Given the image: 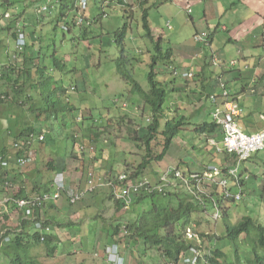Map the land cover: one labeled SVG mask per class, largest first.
Instances as JSON below:
<instances>
[{"label":"rangeland","instance_id":"rangeland-1","mask_svg":"<svg viewBox=\"0 0 264 264\" xmlns=\"http://www.w3.org/2000/svg\"><path fill=\"white\" fill-rule=\"evenodd\" d=\"M11 1L14 2L13 7L10 4L8 7L12 8L6 11V8L1 6L3 0H0V16L9 13L11 15L9 24H11L15 20L23 21L20 13L25 14L26 20L23 21V23L25 22V34L28 37L32 36V39L27 37L28 50L31 51L27 56L33 57L35 55V58H38L35 63L43 72V75L40 76L32 74L34 82L39 81L38 83L40 84L39 88H36L37 94H32V97L34 99H37L38 95L48 97L50 98V103L54 102L64 109L56 113L57 121H55V118H51V122H42V124L47 126L46 129L51 132L46 137V143L43 145V148L34 145L35 153H32V159L34 160L32 168L34 170L29 165L27 168L18 169V171L14 172L17 173L19 180L23 181V184L28 187L32 186L33 181L40 183V180L43 179L41 182H46L50 179L49 177L52 176V173L49 175L44 174L42 171L43 165L48 161L54 160L57 169H59L58 166H62L69 173L73 171V176H70L71 180L67 183V189L72 190L70 194L77 193L81 188L83 189L85 185L79 188L75 187V178L80 177L81 173L83 183L87 181L88 172L90 170L93 171L90 166L95 156L79 150V152L83 153H77L76 155L86 157L88 160V163L86 162L83 168H80V164L78 165V160H76L79 157L73 160L69 157V149L73 144L72 136L78 145L80 144L85 147L86 141H91L90 139L93 136L101 139V142L107 141L104 148L109 150V156L102 161L103 167H106L105 169H110L112 172L113 170L114 172H122L125 169L126 163L129 164H127L128 167L137 168L143 162L146 155L145 145L142 142L140 143L141 139L138 138V135H142V130L140 132L138 130L146 129L150 124V122H146L150 115L148 111L142 112V103L137 100L136 96L130 95L126 83L116 74V60L121 55L113 41V37L114 33L120 30L127 21L121 6L115 0H87L88 6L85 12V19L88 22H92L91 26L85 27V24L81 28H76L75 26L68 33L63 30V27L66 23L71 24L76 15V0H63L50 14L47 13L41 16H38L36 11L42 8L47 3V0H36V2H31L34 0ZM104 1H106L107 5L104 4V9L102 10L100 4L104 3ZM126 1L131 4L135 0ZM147 9L148 21L152 34L155 36V41L161 37L159 33H163L164 40L161 43V50L166 51L167 49L173 50L176 48L177 52H182L184 51V47L196 49L192 39L194 27L189 21L186 12L176 10L171 2L164 0H149ZM103 11L106 14L105 17L102 15ZM61 14L64 16L68 14L65 21L61 19ZM140 15L141 11L135 9L133 19L131 20V29L125 40V57L129 60L126 71L146 90L148 64L154 54V45L148 39L142 37ZM168 22L172 26V31L170 32L166 28ZM33 36L38 40L34 41ZM169 42H171V45ZM11 46L14 47V42H12ZM218 49H221V47L215 44L214 51ZM0 53V56H4L3 51ZM17 65H20V63H17ZM163 69L165 68L160 62L157 65V80L167 82L163 86L168 91L164 105V111L168 116V120L178 122L185 116L187 118L185 122L195 123L194 117L188 118V114L194 110L188 109V104L194 101L195 94L207 96L209 94L207 87H204V90H202L200 86H197V89H195L196 81H193L190 84V89L195 94H190L187 91L185 81L180 78H174L168 72L165 74L161 73ZM212 72L211 70H207L208 76H211ZM33 73L35 74V72ZM172 80L173 83L170 84L169 82ZM71 87H77V92L66 93L69 92ZM9 91L8 85L0 81V94L8 95ZM192 97L193 99H191ZM17 98L23 99V96H17ZM129 98L135 100V104L133 102L130 103ZM202 103L205 105V108L209 109L210 104L206 99ZM29 105H25V109L23 110L19 104H15L9 99L7 102H4V108H1L4 114L0 117L11 116L14 118L20 116L19 118L21 119L23 114L27 115L30 113L27 111ZM126 105L127 108H125ZM68 106H74V111L67 112ZM44 108H46V105ZM77 110H80L85 115L90 113L94 122L86 118L82 120L81 125L75 123V125L73 124L70 127V123L78 115ZM187 110L190 111L188 112ZM263 110L264 108L257 113L249 110L247 117L257 122ZM32 116L33 114L31 113V116L22 118L21 124H32L34 118ZM8 119L7 121L2 119L3 125L0 122V150L5 144L9 145L13 141V136L6 131L5 123L8 122ZM203 120L207 124L211 123L209 116L203 118ZM64 121L67 128L63 127ZM164 124L165 121L162 120L159 131L164 130ZM196 137L197 135L194 132L178 131L164 158L159 162H151L146 172L176 166H179L183 172H187L188 165L182 163L183 161L193 164L196 160L201 159L199 153L192 151L194 144L198 141ZM121 139L126 142L125 154L119 150L118 146L112 149V146L118 144ZM135 139L139 142V146H136ZM164 139L163 136L157 135L156 139L150 144V153L152 155L161 152ZM130 140L133 143H128ZM12 150L11 148L10 151ZM89 156L92 159H89ZM66 163H69L73 168L70 169ZM65 196L66 192L64 193ZM2 197H4V194H0V206ZM253 201L256 205L255 213H259L261 209H264V200L260 193L256 192V198ZM244 202L245 200L237 203L238 210L244 211L246 204ZM141 208L145 212L149 206L146 204L145 207L142 206ZM65 209L66 214L62 215L58 213L53 216L57 223L63 224L57 225L53 229L56 235H60L61 243L62 239H64L63 244L59 247V251L54 256L49 257L46 256L44 246L36 248L33 245L34 247L32 246L33 248L29 252L32 264H106L101 255L95 257L98 252L100 253L104 250L103 240L106 237L105 231L112 228V226H125L129 219L138 218L143 213L141 210L137 212L138 207L133 209L132 206L128 211L118 209V206L111 199L108 192L85 197L75 206H69ZM223 210L226 212L224 204ZM207 212L208 214L213 213L211 205H208ZM240 215L251 217V219L258 218L249 212L245 213V211L244 213H240ZM8 217L10 219L8 226L14 231L19 226L20 214L17 210L11 209ZM92 218L96 219V222L93 221V224L96 225L94 228L90 225ZM240 218L233 217L231 221L234 223ZM193 221L199 224L198 226L201 231L215 232L221 237V240L217 239L215 241V238L210 240L211 236H208L207 244L212 250H219L224 253V258L220 260L221 264H256L254 262V254L256 253L260 256L264 254L263 250L258 248L251 240H239L235 242L230 238H224L227 234L222 227V220H219L217 224H213L204 215H197V217L193 218ZM4 222L5 220L2 218L0 212V233L2 232L1 227L4 225ZM68 224H76L77 226H67ZM63 228L65 232H61ZM29 233H32V231H29ZM252 235L253 233L251 232ZM122 244L124 246L122 254L127 264H139V262H141L140 264H153L159 261V257L155 252H151L146 256L143 253L144 248L141 245L135 246V244L128 243V246L125 247L126 245ZM146 257L148 258L145 261L144 258ZM8 262V260L2 261L0 259V264H8ZM24 264L30 263L26 261ZM261 264H264V262Z\"/></svg>","mask_w":264,"mask_h":264},{"label":"trees","instance_id":"trees-1","mask_svg":"<svg viewBox=\"0 0 264 264\" xmlns=\"http://www.w3.org/2000/svg\"><path fill=\"white\" fill-rule=\"evenodd\" d=\"M115 1L121 6L125 18L127 19L122 28L114 33L113 37V41L116 44L121 55V57L116 60V74L123 82L126 83L127 87L129 88V93L132 96H136L138 98L137 100L142 103L144 107L143 113L148 111L149 115L152 118V122L150 121V124L146 127V135L143 137V143L145 145L147 155L145 156L143 163L136 169L137 172L134 173V176L137 177V173L142 174V169H145L146 166L151 163V161L158 162L164 158V156L170 149L177 130L182 126V124L180 125V122H177L176 124L166 122L164 130L161 132V135L165 138L162 151L160 154L152 158V154L150 153V144L159 134L160 122L164 119V105L168 96V91H166L163 86L167 82H160L157 80V65L160 62L166 68L174 65V62L172 61L173 50H161V43H163L164 40L161 37H159L157 41L154 40L151 33V26L148 21V9L146 8L148 0H139V9L141 11L140 25L143 32L142 37L148 39L154 45V54L152 55L150 63L148 64V89L144 90L139 85V83L134 80L132 75L126 71V66L129 60L125 57V40L131 29V6L126 5L122 0ZM5 2H7V5H10L7 0H5ZM66 25L69 26V30H71L75 26L74 23H72V25ZM13 37H15L14 34ZM29 52L30 50H28L27 46V49L24 53L25 55H23V60L20 65L16 64L14 66H10V68H7L5 66L0 68V73L3 71L7 72L4 80L8 81L9 84L12 85V93L15 99L17 98L18 94L17 88H20L22 93L26 88H30L32 86L27 83V80L30 78L31 72L33 70L36 69V74L42 73V71L36 65L34 67V65L32 64L33 67L30 68L28 62L31 64L32 61L36 58L33 59L34 56L30 59L24 57L26 56V53L28 54ZM167 72L168 70L166 69H163L161 71V73L163 74ZM170 75L172 76V74ZM169 83L172 84L173 80ZM14 97L13 103L15 102ZM45 100L46 103H44V106L46 105V108L44 109H40L33 104L31 106L30 104L31 107L29 110L33 111V109H35V115L33 114L34 118L32 124L22 125L18 117H0V122L2 121V119L4 121H7V119L9 118L8 122L5 123L6 131L13 136V141H18L23 137H28L29 135L35 136V134H40V132L45 129V124H42V122L47 123V120H49L52 114H56L58 112H61V110H64L56 103H50V98H47ZM134 101L135 100L130 99V102H133L135 104ZM24 102L31 103L34 102V100H32L31 96L27 97L26 95L24 98ZM1 104L2 103H0V105ZM66 110L70 113L74 111V108L72 106H68ZM0 111V114H3L1 107ZM81 117L83 120L87 118V115L81 113ZM73 121L70 123V127H72L73 124L75 125L76 121ZM76 124L81 125V123ZM1 125H3L2 122ZM63 127L67 128V126L65 125V121ZM215 128V124H205L200 126L197 129V132L199 134H204L208 131H214ZM90 140L91 141L88 140L90 143L95 142V144H100L98 143L100 141L98 137L93 136V138ZM13 141H11L9 145L5 144L4 147H2V149L0 150V158L2 157L9 163V166H7L6 168H0V194H6L10 199V201L4 206H0L2 218L5 220V222L3 223L4 225L1 227L2 232L0 233V259H2V261L8 260V264H24L26 261L27 263L29 262L30 264H32L29 252L30 249H32L34 246H36V248L39 246H44V248L46 249V256L52 257L57 251H59V247L61 244H63L64 241V239H62L61 243V239L59 237L60 235L51 233L49 236L45 237L44 242H41L37 233H29V231L34 228L33 222L38 221L36 220L37 218L41 221H44V224L46 226H50L52 229H54L57 225L60 226V224L62 223L58 222V224L53 216L60 213V211L65 213V208L69 206L73 207V205L70 203L67 195L64 197V193L60 194L59 198L56 200H53L52 198L55 194L52 180L54 173L57 171V165L54 163V160L48 161L43 165L42 171L44 174L49 175L52 173V176H48L50 179H48L46 182H41L43 179L40 180V183H35V181H33L32 186L28 187L23 184V181L19 180V178L17 177V173H14L18 171V168L13 164L16 157L24 153L27 158L31 153L34 152V145H38L39 148H43V145L46 143V141L41 143L36 141L35 138H27V143L23 145L22 150L10 151ZM72 142L73 144L71 146L73 147V145L75 144V139L73 136ZM69 156L73 159L79 157L73 150L72 152L70 151ZM76 160L79 161V164L82 167L86 163L84 157L82 156H80ZM92 162L98 163L96 161V157ZM33 164V162L28 164L31 166L32 170H34V168H32ZM58 168L60 167L58 166ZM45 195L50 196V198L35 206L29 205L28 207H26L33 212L32 218H34V221L33 219H31L30 221L27 219L23 220L25 210H21L20 212H18L20 214L19 226L14 231H12L8 226V223L10 222L8 215H10L11 209L16 210V205L13 201L21 199L31 201V199L35 198L37 199L36 202H39V200L42 199V197H44ZM62 201H65L63 205L65 207L63 208L64 211L59 209L58 207ZM115 203L118 206V209H122V204L118 200H115ZM136 204L139 206L148 204L149 208L137 220L129 219V221H127L126 235H123L120 232L119 225L112 226V228L105 231L106 237L103 241H105V243L109 242L110 244L119 243L120 245H123L122 243H124L126 245L125 247L128 246V243L135 244V246L141 245L144 248L143 253H145L146 256L151 252H155L158 255L159 261L153 264L178 263L182 254L189 251V248L191 247V244L184 240L182 236V228L186 224L194 222L193 218L202 213V211L198 207L197 202L191 195L186 194L184 191H178L176 193H169L166 196H142L136 201ZM50 211L53 212L52 215L48 214ZM93 221L96 222V219L92 218L90 222V225H92L94 228L96 227V225L93 224ZM67 226H74V224H68ZM61 232H63V230H61ZM225 232L227 235L224 236V238H230L235 242L239 241V237L241 235H246L248 237L251 232H255V245L258 248H261L264 252V228L257 225L251 218L245 217L241 219L238 224L226 229ZM200 236H202V234ZM6 238H9L8 242H5ZM218 239L220 240V238ZM224 256L225 255L222 251L215 250L212 253V257L208 258V263L221 264L220 260L223 259ZM254 256V262L256 264H259L263 259L264 254L263 256H260L259 254L255 253ZM147 258L148 257H146L144 260L146 261Z\"/></svg>","mask_w":264,"mask_h":264},{"label":"clouds","instance_id":"clouds-1","mask_svg":"<svg viewBox=\"0 0 264 264\" xmlns=\"http://www.w3.org/2000/svg\"><path fill=\"white\" fill-rule=\"evenodd\" d=\"M7 1L13 7L14 2L11 0H7ZM61 1L62 0H47V3L45 5H43L42 8H39L36 11L37 15L41 16V15H44L47 13L50 14L52 10H55V8L60 4ZM122 1L126 5L128 4L129 6H131L130 12L132 15V18H131V20H132L134 10L135 9L140 10L139 9L140 8L139 0H135L134 2H131V4H129L126 0H122ZM164 1L171 2V3L173 2V0H164ZM3 2L1 3V6L5 7L6 11L9 10L10 8H12V7L9 8L8 7L9 5L5 4V3H7V2H5V0H3ZM31 2H36V0L31 1ZM135 2H136V5H135ZM76 3H77V4H75L76 15L74 16L72 23H74L76 28H78V27L81 28L84 24H85V27L91 26L92 22H88L85 19L86 18L85 12H86V9L88 6L87 0H76ZM187 3L188 2H186L185 6H183V11L186 12L188 17H190L191 13H192V8H191V6L187 5ZM104 4L107 5L106 1H104V3H102V4H100L102 10L104 9ZM4 5H6V6H4ZM146 8H147V6H146ZM60 10H62V9H60ZM11 11H12V9H11ZM20 15L23 17V21H25L26 20L25 14L20 13ZM102 15H103V17L106 16L104 11H103ZM13 16H15V15L13 14ZM67 16H68V14H66L65 16L63 14L60 15V17L63 21H65V18ZM10 18H11V15L9 13H6V14H3L2 16H0V33L5 32L8 34V41L6 42L4 40V45H3L4 56L0 57V62H1L0 68L4 67V66L7 68L8 67L10 68V66H14L17 63L21 64V62L23 60V55H25L24 53H25L27 46H28L27 45V42H28L27 37L28 36H26V34H25V24H24L25 22L23 23V21L15 20L13 23L9 24ZM72 23L70 25H72ZM66 24L63 27V30L70 33L71 30L73 28H75V26L71 30H69V26ZM166 28H167V31L172 29V26L169 22L166 24ZM222 30H225V27H223ZM151 33H152V30H151ZM13 34L15 35V37H13ZM159 34H161V38L164 39L163 33H159ZM152 36H153V34H152ZM197 37H202V40H197ZM28 38L32 39V36H30ZM153 38L155 40V36H153ZM33 40L37 41L38 39H36L35 36H33ZM193 41H194L195 45L199 46L203 52L206 51L208 53V57H206V63L208 62L207 68L210 67L211 69H216V70L219 69L223 72H226V70L233 69L235 66H237V62L235 60H231V61L227 62V61L219 58L217 53H214L215 51L212 50L211 45H210L211 44V34L210 33L206 32V31L197 32L193 36ZM12 42H14V47L11 46ZM173 52H174V49H173ZM27 55L28 54L26 53V56H24V57H27L28 59L32 58L31 56L28 57ZM34 58H35V55H34L33 59ZM37 59L32 61L31 64L28 62V64L31 65V68L33 67V65L35 67V65H36L35 61ZM172 61L174 62V54L172 57ZM164 68L166 70H168V72L170 74H172V76L174 78H180L181 80L185 81L186 84L189 82L191 84L193 81H195L194 80V73L192 71H184L183 69H180L177 66L174 67V65H171L168 68H166V67H164ZM33 72H35V74ZM36 72H37L36 69L33 70L31 72L30 78L27 80V83L32 85L30 88H26L24 90V92H22V93H21V89L17 88V93H18L17 96H23V99H21V98L15 99V97L12 93V85L9 84L8 81L4 80L6 75H7V72L6 71L1 72L0 73V81L5 82L8 85V90H10L9 91L10 93L8 95L0 94V103H2L0 105V107L4 108V102H7L9 99L11 100V102H13V97H14V99H15L14 103L19 104V106L23 110L25 109V105H29V104H31V106L33 104L40 109H44V107H45L44 103H46L45 99H47L48 97H43V96H39V95H38L37 99H34V97H32V94H35V93L37 94V89L39 88L38 86L40 85L38 83L39 81L34 82V80L32 79V74L37 75V76L43 75V72L41 74H36ZM216 82H217L218 88L220 89V94L219 95H214V94L207 95L205 97V99L210 103V105L212 107V110L210 113V118H211L210 124H215L216 125L215 129H219L222 133V142L220 144L216 145L215 150L218 154H226L232 158V162H231L230 166H226V167H224L222 165L207 166L204 169L196 171V172H191V171L183 172L179 166H176V167H167V168H164L161 170H157V169L151 170L147 173L146 169H147L148 165L150 164L149 163L145 169H142V174L137 173L138 176L136 177V176H134V173L137 172L136 169L143 162L135 169L132 167H128L127 166L128 163H126L125 169L122 172H117V171L114 172V170L112 172L110 169H105L106 167L105 168L103 167L102 175H100V173L97 172V170H96L97 168H95L91 165L90 167L92 168L93 171L90 170L88 172L87 181L85 183H83V181H82L81 173H80V177H78V179H80V181L77 182L75 180L76 181L75 187L79 188V187H82L83 185H85L84 188L83 189L81 188V190L78 191L77 193H71V194H70V192L72 190L67 189V183H69V180H71V177L69 176L68 177L69 179L68 180L66 179V176L64 174V171H66V170L64 169V167L61 166L59 169H57V171L54 173V176H53L52 181H53L54 192L55 193L58 192L59 195L66 192V195L68 196V198L70 200V203H71V197L73 195L82 194V197L79 201H77L75 203H71L73 206L78 204L85 197L94 196L97 193L105 194L108 192L110 194L111 199H113L114 201L118 200L122 204L121 205L122 211H128V210H130V208L132 206L133 209L138 207L137 212L139 210H141L143 212V210L141 208L142 206H139L136 204V201L140 197H142V196H153V195H155V196H166L169 193H176L178 191H184L186 194L191 195L194 198V200L197 202L199 209L202 210V214H200V215H204L206 217V219L211 221V223L217 224L219 222V220H222V222H223L222 227L224 228L225 231H226V229L231 228V227L235 226L236 224H238L241 221V219H243V217H241L238 221H236L234 223L232 222L231 224L224 221V219H223V214H224L223 204L225 205V207L227 205H237V203H239L243 200V183L246 179L240 175V168H241L242 164L248 162L254 154H264V149L251 153L249 155V157L247 159H244V160H239L235 153L227 152L224 148V131H223V128L213 118V114L218 109L223 110L225 104L234 103L239 107V110H240V114H239V117L236 119V123H237V127H238L239 131L242 134H244L246 136L258 135L260 133H264V129H262L261 131H258L256 133L244 132L240 126L242 117L244 115V109L239 104L240 101H238V99L234 95L231 94V92L227 89L225 82L221 78H217ZM27 89H28V91H27ZM147 89H148V85H147ZM77 90H78L77 87H71L69 92H66V93H76ZM173 90L176 91L175 89H173ZM250 92L254 93L253 87L251 88ZM26 95H27V97L31 96V98H32V100H34V102L25 103L24 98ZM191 99H193V97ZM115 102H117V101H115ZM130 103H132V102H130ZM193 103H194V101L190 102L188 104V109H193L191 107V105ZM31 106L29 105L28 109H27V111L30 113L27 115L23 114L22 118H26L28 116H31V113L35 114L34 113L35 109H33V111L29 110ZM73 108L75 109L74 106H73ZM125 108H127V105ZM143 108L144 107L141 104L142 112H143ZM187 111L189 112L190 110H187ZM77 112H78V115L75 117V121H76V123H81L82 122L81 111L77 110ZM3 114H4V111H3ZM3 114H0V116ZM43 116H45V115H43ZM192 116H193V110H192V112H190V114H188V118L191 119V118H193ZM16 117H18V116H16ZM19 117H18V119L21 121L22 118L20 119ZM51 118H55V121H57V119H58L55 113L52 114V116L47 121L51 122L50 121ZM87 118L91 119L93 121L90 113H87ZM150 118H151V116L147 118L146 122H150V121L152 122V118L151 119ZM186 119L187 118L185 116H183L181 118V120L178 121V122H180V125L182 124V126L180 129L177 130V132L181 131V130H184L185 132H194L192 130L195 128V131L198 135H204L207 133L206 132L204 134H199L197 132V129L202 125L196 126L194 123L191 124V123L185 122V121H187ZM163 120L165 121V124H166V122L173 123V124L177 123V121H175V120H172V121L168 120V116L165 114V111H164V119ZM260 120L262 122V125H264V115L260 116ZM75 121H73V122H75ZM165 124H164V126H165ZM205 124H207V123H205ZM205 124H203V125H205ZM23 125H25V124H23ZM46 128H47V126H45V129H43L40 132V134H38V135L35 134V136L37 138L34 135H29L28 137H23L22 139H20L18 141H14L11 148L13 149V151L22 150L23 145L27 143V138L28 139L35 138L36 141L41 142V143L45 142L46 137L51 132V131H48ZM215 129H214V131H215ZM140 130H142V135L141 136L138 135V138L141 139L140 143L141 142L143 143L144 142L143 137L146 135L147 130L145 128H143V129H139L138 132H140ZM161 132L162 131L160 130L158 135H161ZM177 132H176V134H177ZM208 133H209V131H208ZM138 134H140V133H138ZM176 134H175V136H176ZM41 137H42V140H40ZM120 141H123L125 143V146H126V142L123 139H121ZM135 141H136L135 142L136 146H139V144H138L139 142L137 141V139H135ZM86 143L87 144L85 147V146L80 145V144L78 145V143H76V141H75V144L73 145V147L71 146L69 149V155H70V151L72 152V150H73L76 154L77 153L82 154L83 152H88V153H90V155L95 156V154L97 152V145L95 144V142L90 143L87 140ZM128 143H133V142L130 140V141H128ZM105 144H107V141H104L103 144L100 143V145H102L103 147ZM15 145H18V147H15ZM115 145L112 146V149H113V147H117L118 144H115ZM79 150H81L83 152H79ZM145 150H146V148H145ZM103 152H104V149H103ZM123 153L125 154L126 151H124ZM160 153H158V154H160ZM104 154H105V152H104ZM158 154L152 155V158H154ZM31 155L33 157L32 153H31ZM146 155H147V151H146ZM22 157H26L24 153H22L21 155L16 157L14 163L12 162L14 164V166L17 167L18 169H23V168H26L29 166V165H27L23 168L18 167L17 160L19 158H22ZM102 158H104V157H102ZM102 161H101V164H103ZM143 161H144V159H143ZM4 162L6 163V166H3ZM32 162H34L33 159H32ZM151 162H156V161H151ZM7 166H9V163L1 157L0 158V168H6ZM80 168H83V167L81 166ZM128 170H131V171H128ZM214 170H216L218 172V176L216 177L215 182L209 181L206 178H204L205 174L213 173ZM176 173L180 174V178L176 177ZM155 174H156V178L149 177V176H152ZM120 176H125V178H126L125 181H123V182L119 181L118 178ZM162 179H167V180L165 182ZM199 180H201L200 183H198ZM142 181H147L152 191H146L145 189H141L139 191L140 192L139 195H137V196L133 195L131 202L128 204H125L123 202V200L117 198V195L121 194L126 183H130V182L139 183ZM219 181H224L226 183L225 186L223 187V186L219 185V183H218ZM56 183H59L61 185V187L58 188ZM81 183H82V185H81ZM260 184L262 186H264V179H261ZM90 188H92L91 191H89ZM208 190H211L212 194H209L207 192ZM233 190H236V192H234ZM5 198H8V195L4 194V197H2L1 206L5 205V204H3V200ZM145 205H144V207H145ZM208 205H211V207H212V210H213L212 214H208V212H207ZM16 210H17V212L21 211L17 208H16ZM22 210H25V213L23 215V220L27 219L30 221L31 219H33V221H34V218H32L33 212L31 213V215H27L26 209H22ZM147 210H148V208H147ZM147 210H145V212ZM143 213H141V215ZM141 215H139L138 218H140ZM138 218H135L133 220H137ZM248 218H250V217H248ZM36 220H38V221L33 222L34 228L31 230L32 233H30V234L37 233V235H39L40 241L44 242L45 237L49 236L51 233H54V230L50 226H46L44 224V221H41L37 218H36ZM126 225H127V223L125 224V226H122V227L119 226L120 232L123 235L127 234ZM198 225L199 224L197 222H191L189 224H186L182 228V236H183L184 240H186L187 242H189L191 244V247L189 248V251L182 254L178 263H175V264H183L184 259L189 258L191 256V250L192 249H198L203 255L202 259H200L199 262H197L196 264H209L208 258L212 257V253L215 250L214 249L212 250L209 247V245H207L208 244V236H211L210 240L215 238V241L218 238H220V240H221V237L218 236L215 232H211V231L210 232L209 231L203 232V231H201ZM228 225H232V226L230 227ZM257 225H259V224H257ZM74 226H77V225L75 224ZM259 226H261V225H259ZM62 230L65 232L64 228ZM189 234H191L193 237L189 238ZM201 234H202V236L203 235L204 236L203 237L200 236ZM250 236H251V234L248 237L246 235H241L240 236L241 239L239 237V240H243V241L251 240ZM255 240H251V241H253L255 243ZM8 241H9V238H6L5 242H8ZM103 243H104V250H102L100 253L98 252L99 255L96 254L95 257H99L101 255L106 264H127L126 259H125L124 255L122 254L123 249H124L123 245H120L119 243L118 244L117 243L110 244L109 242L105 243V241H103ZM121 249H122V251H121ZM254 260H255V256H254ZM262 262H264V256H263V259L260 261L259 264H261ZM140 263L141 262H139V264Z\"/></svg>","mask_w":264,"mask_h":264},{"label":"crops","instance_id":"crops-1","mask_svg":"<svg viewBox=\"0 0 264 264\" xmlns=\"http://www.w3.org/2000/svg\"><path fill=\"white\" fill-rule=\"evenodd\" d=\"M186 2L192 8L189 21L194 27V35L200 31L210 33L212 50L214 51L215 44L219 45L221 49L215 50L219 53H217L218 57L227 62L235 60L237 66L226 70V72L207 68L206 57H208V53L203 52L199 46L194 44L196 49L184 47L182 52H177L175 46H173L175 48L173 52L174 67L177 66L184 71H192L196 81L195 89H197V86H200L202 90L207 87L208 95L220 94L216 81L217 78H221L227 89L240 101L239 104L244 109L240 124L242 130L246 133L261 131L264 129V125H262L260 116L264 115V110L259 115L257 122L248 118L247 113L249 110L257 113L264 108V0H173L172 6L181 11ZM223 27H225V30H222ZM168 31L170 32L172 29ZM4 40L8 41V34L2 32L0 33V52L3 51ZM207 70L213 71L211 76H208ZM252 87L254 93L250 92ZM187 91L190 94H195L190 89V82L187 83ZM205 97L203 94H195L194 103L191 105L194 109L192 117L196 120L194 123L196 126L205 124L203 118L210 117L212 107L210 105L209 109L205 108L202 103ZM192 131L195 132L197 135L196 140H198L192 151L199 153L201 159L196 160L193 164L183 161L182 163L188 165L187 171L196 172L214 165L224 167L231 165L232 158L230 156L218 154L215 150L216 145L222 142V133L219 129H215L213 132L209 131L204 135H198L195 128ZM98 143L103 144L101 139ZM117 146L122 152L125 151L123 141H119ZM104 147L106 146L104 145ZM104 147L97 144L95 157L98 163L91 162V165L97 168L96 170L100 175H102L103 170L101 161L109 156V150ZM91 158L89 156V159ZM71 159L73 160V158ZM84 159L88 163L87 158L84 157ZM66 164L70 169L73 168L69 163ZM77 164L79 165V161ZM72 173L73 171H70V173L64 171L67 180L69 176H73ZM240 175L246 179L243 183V200L246 202L244 211L258 217L252 219L264 227V209H261L259 213H255L256 205L253 201L256 198V192L260 193L264 200V186L260 184L261 179H264V154H254L248 162L243 163L240 168ZM149 177L156 178V174ZM75 180L80 181L78 177ZM233 191L236 192V190ZM207 192L212 194L211 190ZM64 203L65 201H62L59 204V209L63 210ZM225 209L223 219L227 223L231 224V218L233 217H246L240 215L244 211L238 210L237 205H227ZM60 213L66 214L61 211ZM48 214L52 215L53 212L50 211ZM228 226L231 227L232 225ZM252 233L251 240H255L256 233Z\"/></svg>","mask_w":264,"mask_h":264},{"label":"built area","instance_id":"built-area-1","mask_svg":"<svg viewBox=\"0 0 264 264\" xmlns=\"http://www.w3.org/2000/svg\"><path fill=\"white\" fill-rule=\"evenodd\" d=\"M197 40H202V37H197ZM240 110L239 107L234 103H228L224 105V109H218L214 114L213 118L220 124L224 131V148L229 153H235L239 160H244L249 157V155L255 151L264 149V133H260L258 135L253 136H246L242 134L236 123V119L239 117ZM42 140V137L40 138ZM18 147V145H15ZM30 162H32V155L30 154L27 158L22 157L17 160V165L20 168L27 166ZM3 166H6V163H3ZM218 176V172L214 170L213 173L205 174L204 178L209 181H216V177ZM176 177L180 178V174L176 173ZM125 176H120L118 178L119 181H125ZM166 182L167 179H162ZM201 180L198 181L200 183ZM219 185L225 186L224 181H219ZM57 187L60 188L61 185L56 183ZM141 189H145L146 191H152L147 181H142L139 183H126L124 189L122 190L121 194L117 195V198L123 200L125 204L131 202L132 196L139 195V191ZM92 188L89 189L91 191ZM82 197V194L73 195L71 197V203H75L79 201ZM50 196L45 195L39 202H36L37 199L33 198L30 200L21 199L13 201L16 205V208L19 210L26 209V214L31 215L32 211L27 209L29 205H37L41 202L48 200ZM53 200L59 198V193H55L53 195ZM43 200V201H42ZM10 201L9 198H5L3 200V204H6ZM193 236L189 234V238ZM202 253L198 249L191 250V256L189 258L184 259L183 264H196L202 259Z\"/></svg>","mask_w":264,"mask_h":264}]
</instances>
